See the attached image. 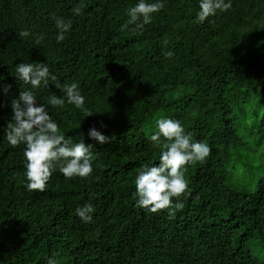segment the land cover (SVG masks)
<instances>
[{
  "label": "trees",
  "instance_id": "16d2710c",
  "mask_svg": "<svg viewBox=\"0 0 264 264\" xmlns=\"http://www.w3.org/2000/svg\"><path fill=\"white\" fill-rule=\"evenodd\" d=\"M138 2L0 0V264H264V0H225L232 7L202 24L193 23L199 0H159L142 31L121 30ZM53 16L71 21L59 43ZM37 62L56 77L32 89L37 106L96 157L87 179L57 167L43 192L27 190L25 145L4 135L11 100L31 88L16 65ZM57 82L77 83L94 114L66 97L50 106V96L64 97ZM160 118L211 148L182 169L189 191L173 216L135 196L138 170L159 162L149 138ZM93 126L108 143L88 137ZM85 204L90 223L76 214Z\"/></svg>",
  "mask_w": 264,
  "mask_h": 264
},
{
  "label": "clouds",
  "instance_id": "9594fccd",
  "mask_svg": "<svg viewBox=\"0 0 264 264\" xmlns=\"http://www.w3.org/2000/svg\"><path fill=\"white\" fill-rule=\"evenodd\" d=\"M163 7V3L159 0L156 3L139 0L134 7L128 9L127 15L130 19L122 25L121 30L126 29L129 24H135L136 29L142 31L144 25L151 23L152 14ZM231 7V3H226L225 0H199V11L193 23L202 24L210 16H215L217 11L226 12ZM73 12L79 15L80 7L73 9ZM53 18L58 29L56 40L59 43L65 39V33L71 29V21L65 22L55 16ZM18 35L22 38L27 37L29 32L23 30ZM173 54L172 51L164 53L168 58ZM15 70L16 78L24 84H30L31 88L20 91L19 96L11 100L12 116L4 130V135L12 147L25 145L23 156L27 190L43 192L57 167L65 179L74 177L87 179L93 172L92 165L96 158L90 150L92 145H86L83 139L73 143L71 137L62 134L59 125L46 111V106L43 104L37 106V99L32 91L41 86L48 87L49 79L56 81V77L50 76L47 65L40 62L19 63ZM55 87L63 91L64 97L50 96L48 98L50 106L63 107L67 101L68 104L82 110L84 117L94 114L84 106L85 97L81 94L77 83L61 85L57 82ZM10 88V85L4 86V93L7 94ZM155 124L157 131L149 139L153 147L160 149L159 162L152 166L144 164L138 170L134 181L136 203L140 208L154 214L165 209H173L169 213L173 216L175 209L184 207L179 200L189 191L182 169L189 163L203 162L211 154V148L205 143L193 142L192 133L186 132L178 120L160 118ZM101 127L105 125L101 124ZM88 137L99 144L108 143L110 139L94 126L88 130ZM174 198L176 203H173ZM93 211L92 205L85 204L76 209V214L84 222L90 223ZM47 264H56V261L54 258H49Z\"/></svg>",
  "mask_w": 264,
  "mask_h": 264
}]
</instances>
